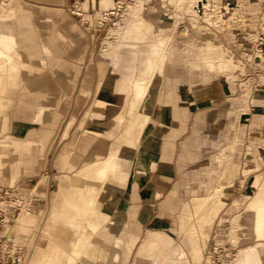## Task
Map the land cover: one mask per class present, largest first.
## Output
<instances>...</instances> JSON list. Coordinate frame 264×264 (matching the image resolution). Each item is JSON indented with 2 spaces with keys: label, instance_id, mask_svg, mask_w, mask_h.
Listing matches in <instances>:
<instances>
[{
  "label": "rangeland",
  "instance_id": "374dc122",
  "mask_svg": "<svg viewBox=\"0 0 264 264\" xmlns=\"http://www.w3.org/2000/svg\"><path fill=\"white\" fill-rule=\"evenodd\" d=\"M8 1L11 6L20 7L29 14L30 25L26 26V30L33 35V39L37 26L46 28L48 18L63 20L69 29L63 37H59L56 27L49 26L50 30L44 38L51 54L50 57L45 56L47 68L34 70V58H25L27 66L21 71L19 91L8 112L7 129L0 131V189L13 188L16 193L6 201L0 198V208L8 209L12 202L20 208L9 226L0 231V264L138 263L140 242L130 253L125 236L118 247H114L119 228L127 230L124 220L114 225L112 235L109 223L99 219L98 227L94 225L97 216L100 218L101 209L111 212L104 204L109 199L116 200L118 205L127 203L128 208L139 205L140 211L146 207L134 184L133 174L123 187H108L112 183L113 171L115 175L117 171V164L112 160L116 150L111 153L108 149L102 152L103 155L99 153L98 164L94 156L86 159V163H79L80 158L75 157L74 163L68 164V153L64 157L62 150L65 142L60 141L61 131L73 110L83 107V115L88 107V104L82 105L84 97L81 96V89L90 85L94 74L91 101L102 71L113 67V58L108 53L116 44L115 33L124 27L128 18L127 6L135 0H126L117 14H107V20L101 19V16L109 12L107 9L110 7L115 9L117 0H111L107 6L88 5L86 8L76 0ZM144 2L146 11L142 14L156 25L155 30L163 29L167 45L160 75L161 87L154 102L153 121L144 128L141 141L162 142L172 136L174 152L171 166L174 175L161 198L154 203L155 211L144 223L141 237L166 209V195L181 182L182 175L195 183L207 175L215 176L214 222L198 264H237L239 251L258 242L253 238L252 230L256 231L258 238L264 239L261 234L264 227L255 225L251 228V220L257 222L264 212L256 219L246 211V204L254 200L264 210V0H260L262 10L257 13L251 12L244 0ZM141 8L142 5L138 9ZM11 22L15 21H8ZM29 46H20L23 54L30 55ZM119 67L122 68V64ZM49 70L60 75L57 79L55 77L54 91L59 96L55 109L58 119L54 127H48L50 135L42 146L26 141L28 149L20 151L16 148L17 142L34 134L21 130L22 122L28 119L23 117L28 107L24 110L20 100H34V96H20L23 86H26L25 79L46 76ZM43 88L41 90H45ZM174 111L183 120L178 134L168 129V120ZM81 117L78 116L72 128V138ZM233 132L232 147L221 151L220 158L215 160L217 151L210 144L222 147L229 143V135ZM87 142L83 136L80 154L85 158L98 148L96 142L91 141V147L88 152L85 151ZM252 147L258 150L259 163L244 168L245 164L253 161L251 157L255 154ZM59 151L61 154L56 162ZM255 167L258 170L255 174L261 175L256 181L251 180ZM241 173L252 174L244 178ZM256 185L260 188L258 194L247 199V194H251ZM53 186L59 193L62 189H70L69 197L59 196L57 207H53ZM234 187L230 197L227 193ZM182 196L184 194L180 190ZM189 199L187 196L184 200L187 202ZM238 201L240 206L235 210ZM211 214L205 211L186 212L185 219L207 224ZM236 215L238 221L230 223ZM163 230L171 234L168 229ZM196 230L198 228L184 227L177 232L182 234L187 241L185 244L190 247ZM197 239L201 243V238ZM259 243L262 244L257 249L264 260V240ZM164 246L168 247L167 244ZM196 247L198 249L197 243ZM185 252L189 253V249ZM198 252L199 249L195 251ZM114 254L117 256L113 261ZM173 254L179 255L176 251ZM187 261L195 264L189 258ZM175 262V259L166 261L167 264Z\"/></svg>",
  "mask_w": 264,
  "mask_h": 264
},
{
  "label": "crops",
  "instance_id": "0c3cea01",
  "mask_svg": "<svg viewBox=\"0 0 264 264\" xmlns=\"http://www.w3.org/2000/svg\"><path fill=\"white\" fill-rule=\"evenodd\" d=\"M76 1L81 3L84 8L88 5L104 6L100 0ZM182 1L186 3V0ZM109 2L111 0H108ZM140 5H142V8L138 9ZM145 6L146 4L143 1L136 5H130L126 10L128 18L124 27L115 33L116 44L110 48L108 53L113 58V67L102 71L91 101H89V98L93 89L94 74L90 85L81 89V96L84 97L82 105L88 104V107L83 115V107L76 108L77 111L73 110L70 120L61 131L60 141L65 142L62 150L64 157L68 153V157L66 156L68 164H73L75 157L80 158L79 163H86V159L92 156L96 158L95 163L98 164L97 159H100L98 157L103 155V151L111 149L110 151L113 153L116 150V155L113 156L112 160L117 164V171L116 175L113 171L112 183L108 187H123L133 174L134 184L146 207L140 211L139 205L128 208L127 203L118 205L116 200L109 199L104 204L111 209L112 213L101 209L100 218L97 216L96 223H94L96 227H98L97 222L99 219L102 222L109 223L108 226L112 229V235L114 225H119L123 220L125 221L124 225L127 230L119 228L118 234L120 236L115 237V248L118 247L122 237L125 236L129 253L140 242L138 248L139 262L134 264H167V260L173 259L176 260V264H190L187 261L188 258L198 264L202 255V247L206 246L209 241L210 229L214 222L215 176L207 175L195 183L182 175L181 182L175 185L171 192L166 195V209L149 225L146 234L141 237L144 223L155 211L154 203L161 198L164 188L169 185L174 175L171 166L174 152V144L171 141L172 136L167 137L162 142L147 140L142 143L141 141L144 128L153 121L154 102L161 87L160 75L166 57L165 45H167L166 34L163 33V29L155 30L156 25L149 22L147 16L142 14L143 11H146ZM205 16L204 14L203 20L207 23V27L208 21ZM29 18V14L20 7L11 6V2L8 0H0V131L7 129L8 112L13 105L15 95L19 91L21 71L27 66L25 58L29 56L34 58V70L35 68L39 70L47 68L45 56L50 57L51 54L44 38L46 32L48 33L50 30L49 26L54 25L56 27V34L59 37H63L64 32L69 29L68 24L63 20L48 18L46 28L43 29L37 26L33 39V35L29 30H26L28 28L26 26L30 25ZM9 20L15 22L8 23ZM27 44H30V55L23 54L20 50V46ZM121 64L122 68L119 67ZM59 76L57 71L49 70V74L46 76L38 79H25L26 86H23L20 96H34V100L26 102L20 100V103L25 106L24 110L28 107L27 111H24L25 116H23L28 119L22 122L21 130L34 132V134H30L26 140H20L26 147V149L19 148L20 151L28 149L27 142L42 146L48 139L50 135L48 127H54V123L59 116L58 112L55 111L59 96L54 92L56 91L55 77L57 79ZM246 82L250 83L248 80ZM42 88L45 90H41ZM78 116L81 119L72 138L71 131L78 121ZM181 122H183L182 118L174 111L173 116L168 120V129H173L178 134L182 130ZM83 136L88 140L84 145L85 151L88 152L91 141H95L98 145V148L93 149L86 158L80 154V143ZM234 137L233 132L229 135V143L220 148L217 144H210V147H214L217 151V156L214 157L215 160L217 157L220 158L221 151L232 147L231 142ZM61 151L55 157L56 162ZM257 153L258 150L254 149L255 155L251 157L253 161L250 164H245L244 168L248 165L256 166L259 163L260 155ZM257 171L255 167V170L252 171L254 175L251 176V180L256 181L260 178V174H255ZM252 173L241 174L246 178ZM239 187L241 188L242 184ZM180 190L184 194L182 197H180ZM234 190L235 187L227 195L231 197ZM259 190V185L254 186L253 192L247 194V199L257 195ZM52 192L53 207L58 206L59 196H70V189H62V193H59L58 189L53 186ZM187 196L190 199L186 202L184 199ZM108 201L111 203L109 204ZM239 206L238 201L234 209L236 210ZM260 210L261 205L256 204V200L246 204V211L252 213V218L257 219L258 215L264 212V210ZM194 211L211 212L210 223L209 219H207V224H203L202 221L196 219H185L186 212ZM262 217L264 218V215H259V220L257 219L255 223L254 220H251V228L255 225L264 227ZM35 219L36 215L34 214V221ZM238 219L239 217L236 215L229 222L236 223ZM184 227L198 228L195 234L192 232L194 235L190 247L185 244L187 241L182 234L177 232V229H183ZM165 228L173 236L166 233L163 230ZM200 228L204 230H200ZM251 232L253 238L258 242L257 244H249L239 251L237 264H264L262 253L257 249V246L262 244L259 242L264 239L258 238L259 236L255 230ZM261 234L264 235V230L261 231ZM104 237L108 238V236ZM197 237L201 238V243ZM218 242H220V239H218ZM196 243L198 244V253H195L198 250ZM166 244L168 247L164 246ZM188 249L189 253H186L185 251ZM175 251L179 254L178 256L173 254ZM173 255L176 256L172 258ZM116 256V254L112 256L113 261L116 260ZM194 256L196 257L194 258Z\"/></svg>",
  "mask_w": 264,
  "mask_h": 264
},
{
  "label": "built area",
  "instance_id": "2783aa9c",
  "mask_svg": "<svg viewBox=\"0 0 264 264\" xmlns=\"http://www.w3.org/2000/svg\"><path fill=\"white\" fill-rule=\"evenodd\" d=\"M125 1L126 0H117L116 1V8L113 9L114 12H110L108 15L112 16L114 14H117L122 8L123 5H125ZM149 1V0H147ZM15 190L13 188H9V189H0V198H2L3 200L6 201V199H11V195L15 196L16 193H14ZM7 211V212H5ZM20 208L18 206L15 205V203H10V206L8 209L6 208H0V231L3 229H6L9 224L14 220V218L16 217L15 215L19 213ZM3 213V218L1 217ZM8 225V226H7ZM2 236L0 235V240H1ZM6 239V238H5ZM6 243V240L5 242Z\"/></svg>",
  "mask_w": 264,
  "mask_h": 264
},
{
  "label": "bare ground",
  "instance_id": "6f19581e",
  "mask_svg": "<svg viewBox=\"0 0 264 264\" xmlns=\"http://www.w3.org/2000/svg\"><path fill=\"white\" fill-rule=\"evenodd\" d=\"M101 1V3L104 5V6H107L109 3H108V0H100ZM144 0H135L133 3H131V4H129L128 6H127V8H126V10L128 9V7L130 6V5H136L137 3H140V2H143ZM230 2H234V0H229ZM235 1H240V0H235ZM244 1H246V3H245V5L247 6V8L251 11V12H258V10L259 9H261L262 10V8H261V4H259L260 3V0H244ZM113 9L114 8H112V7H110L109 9H107L109 12H107L105 15H102L101 16V19H103V20H107V19H109L108 18V16H107V14H109L110 12H114L113 11ZM106 10V11H107ZM115 26H117V23H115ZM259 31V30H258ZM262 43H263V45H264V39L262 40ZM16 147L17 148H20V149H26V147H25V144L23 143V142H17V145H16ZM112 153V152H111ZM215 180H216V177H215ZM214 180V181H215ZM201 187V186H200ZM108 203L110 204L111 202L110 201H108ZM264 220V218L262 217V221ZM82 227H84V226H82ZM93 227V226H92ZM94 228V227H93ZM96 228V227H95Z\"/></svg>",
  "mask_w": 264,
  "mask_h": 264
}]
</instances>
